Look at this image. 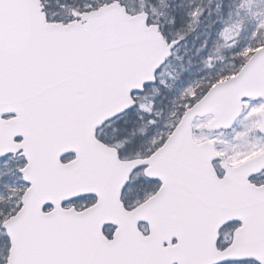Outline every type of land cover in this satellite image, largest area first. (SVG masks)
I'll return each instance as SVG.
<instances>
[{
  "label": "snow or ice",
  "instance_id": "obj_1",
  "mask_svg": "<svg viewBox=\"0 0 264 264\" xmlns=\"http://www.w3.org/2000/svg\"><path fill=\"white\" fill-rule=\"evenodd\" d=\"M0 264H264V0H0Z\"/></svg>",
  "mask_w": 264,
  "mask_h": 264
}]
</instances>
